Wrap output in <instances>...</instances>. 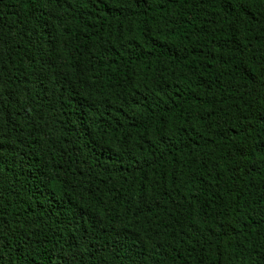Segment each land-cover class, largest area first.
<instances>
[{"label": "trees", "instance_id": "obj_1", "mask_svg": "<svg viewBox=\"0 0 264 264\" xmlns=\"http://www.w3.org/2000/svg\"><path fill=\"white\" fill-rule=\"evenodd\" d=\"M0 264H264V0H0Z\"/></svg>", "mask_w": 264, "mask_h": 264}]
</instances>
